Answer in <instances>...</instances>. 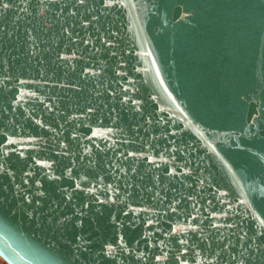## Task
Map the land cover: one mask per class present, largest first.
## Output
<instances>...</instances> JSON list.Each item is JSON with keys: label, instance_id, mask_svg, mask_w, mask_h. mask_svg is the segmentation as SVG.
<instances>
[{"label": "water", "instance_id": "water-1", "mask_svg": "<svg viewBox=\"0 0 264 264\" xmlns=\"http://www.w3.org/2000/svg\"><path fill=\"white\" fill-rule=\"evenodd\" d=\"M7 264H264V0H0Z\"/></svg>", "mask_w": 264, "mask_h": 264}, {"label": "rangeland", "instance_id": "rangeland-1", "mask_svg": "<svg viewBox=\"0 0 264 264\" xmlns=\"http://www.w3.org/2000/svg\"><path fill=\"white\" fill-rule=\"evenodd\" d=\"M0 263H6V262L0 257Z\"/></svg>", "mask_w": 264, "mask_h": 264}, {"label": "crops", "instance_id": "crops-1", "mask_svg": "<svg viewBox=\"0 0 264 264\" xmlns=\"http://www.w3.org/2000/svg\"><path fill=\"white\" fill-rule=\"evenodd\" d=\"M0 264H6V263H0Z\"/></svg>", "mask_w": 264, "mask_h": 264}]
</instances>
